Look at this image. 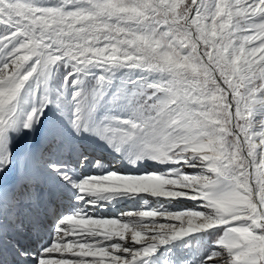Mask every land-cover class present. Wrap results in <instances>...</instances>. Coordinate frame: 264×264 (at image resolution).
<instances>
[{
	"label": "snow or ice",
	"instance_id": "obj_1",
	"mask_svg": "<svg viewBox=\"0 0 264 264\" xmlns=\"http://www.w3.org/2000/svg\"><path fill=\"white\" fill-rule=\"evenodd\" d=\"M0 264H264V0H0Z\"/></svg>",
	"mask_w": 264,
	"mask_h": 264
}]
</instances>
